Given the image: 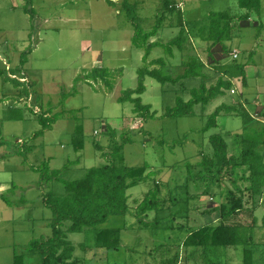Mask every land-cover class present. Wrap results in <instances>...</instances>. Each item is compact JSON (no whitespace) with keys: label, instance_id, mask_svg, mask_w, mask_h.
<instances>
[{"label":"rangeland","instance_id":"rangeland-1","mask_svg":"<svg viewBox=\"0 0 264 264\" xmlns=\"http://www.w3.org/2000/svg\"><path fill=\"white\" fill-rule=\"evenodd\" d=\"M113 1L114 5L109 0H0V70L3 71L0 75V134L4 140L0 144V194L17 184L11 196L18 199L25 195L30 200L27 205L18 207L9 206L0 197V264H13L15 253L20 254L31 239L52 232L48 225L52 212L43 204L42 190L38 187L39 173L30 165H38L45 159L53 169L69 164L60 176L67 180L80 179L90 167L105 162L102 151L111 152L113 146L120 143L122 134L128 132L133 140L114 155L115 161L129 166L148 164L145 173L157 171L149 180H142L129 189L130 208L136 212V202L144 197L151 184L156 185L157 180L166 184L172 178L181 182L186 175L185 163L197 162L201 151H213L211 134L221 133L232 142L234 132L244 130L246 124L247 127L255 124L247 122L244 116L220 115L217 126L202 131L207 113H203L201 104L195 105L194 116L167 117L165 109L175 104L176 96L188 99L190 89L201 80L189 77L183 85L181 82L164 85L150 76L145 80L146 91L142 98L152 105L156 116L143 122L133 111L132 102L118 100L123 90L137 87V70L144 64V49L132 43L133 26L123 12V0ZM130 1L136 4L145 28H152L165 14L163 26L151 41L166 43L185 28L189 38L186 50L175 48V55L168 56L163 47L155 46L149 57L151 60L166 58L175 75L183 70L182 62L190 56L198 54L206 59V44L201 42L200 28L207 22V14L221 10L242 13L237 0ZM24 6L35 9L34 21L24 11ZM247 21L236 18L234 39L229 41L230 51L225 61L218 68L205 67L208 84L216 82L224 68L232 67L233 89L236 90L234 94L233 89L226 91V95L215 99L206 112H212L219 101L237 104L235 99H238L248 113L254 115L258 110L262 117L254 115L252 119L261 118L262 121H255L261 127L264 125V0L261 12H253L250 22ZM203 32L206 34V29ZM24 52L28 61L22 65ZM237 62L244 63L241 71L235 67ZM96 66L112 70V89L102 80L95 81L93 87L84 79ZM78 76L82 79L77 81ZM64 92L69 93L66 99H63ZM256 100L262 103L257 110ZM48 109L63 115L43 135L34 136L41 128L38 119ZM240 175L242 172L234 177ZM222 183L225 189L237 191L228 177ZM237 184L247 188L249 182L240 180ZM47 189L65 193V186L59 180L50 182ZM219 189L222 192L221 186ZM219 189L214 186L208 193L203 188L199 190L202 197L192 200V212L189 209L194 219L192 225L220 222L221 211L210 210L212 205L221 204V195H216ZM236 194H243L244 202L249 200L241 211L243 221L252 223L253 217L257 218L252 259L254 264H264V189L256 197V203L251 202L246 190ZM175 210L177 208L171 212ZM166 215L164 211L160 218L163 220ZM155 216L152 212L146 219L153 220ZM178 219L179 223H185ZM167 220L170 219L163 221ZM103 226L121 228L123 245L119 249H83L81 243L87 240V232H70L68 221L64 226L68 238L76 245L75 254L85 264H206L201 249L196 251L194 245L184 244L192 229L188 225L182 229L158 230L139 227L137 218L129 213L113 214ZM160 245L164 246L158 248ZM209 258L216 264H244L246 255L243 248L228 247L209 254ZM25 261L35 264L40 256L26 255Z\"/></svg>","mask_w":264,"mask_h":264},{"label":"trees","instance_id":"trees-1","mask_svg":"<svg viewBox=\"0 0 264 264\" xmlns=\"http://www.w3.org/2000/svg\"><path fill=\"white\" fill-rule=\"evenodd\" d=\"M237 2L242 13L221 10L211 11L207 14V22L200 28L201 42L206 44L204 47L206 59L203 60L198 54L190 56L188 60L182 62L183 70L175 75L166 58L158 57L151 60L149 57L155 46L163 47L168 56L175 55V48L181 51L186 50V42L189 38L185 28L183 27L175 38L166 43L151 41L150 38L155 37L163 26L165 14L157 19L152 28H145L140 21L136 4L130 0H123V12L133 26L132 43L134 46L144 49V64L137 70V87L123 90L118 100L132 102L134 104L133 111L144 122L156 116L152 105L145 103L142 98V93L146 91L147 76L155 78L164 85L170 82H181L183 85L186 78L199 77L201 82L198 86L190 89V97L185 99L177 95L175 104L166 107L165 116L173 118L194 116L196 115L195 105L201 104L203 113H207V121L202 131L217 126L220 115L243 116V103L238 99H235L238 101L237 104L224 100L216 105L212 112H206L207 107L215 99L226 95V91L233 89L232 76L234 72H232L233 69L231 70L232 67H226L220 71L221 74L216 82L208 84L205 67L215 65L218 68V65L225 61V55L230 51L229 41L234 39L233 31L236 29V18L250 22L252 13H260L262 9V0H237ZM109 3L115 4L113 0H109ZM180 5L182 6V4ZM24 11L30 14L31 20L34 21L35 9L24 6ZM205 29L206 34L203 32ZM26 53L24 52L21 57L22 65L28 61ZM253 57L254 50L251 52L250 58ZM235 67L241 71L244 68V63L237 62ZM118 71L119 74L122 73V70ZM2 74L3 71L0 70V75ZM112 76L113 72L109 67L96 66L85 74L84 79L93 87L95 81L102 80L108 88L112 89L114 86ZM79 79L82 77L76 78L77 81ZM68 95L69 93L64 92L63 99H66ZM62 115L63 113L60 112L53 113L52 109L46 110L38 119L41 128L35 132L34 136L43 135ZM262 115L264 116V113ZM232 135L233 140L229 142L221 133L211 134L209 140L213 151H201V158L197 162L185 163L183 171L186 175L181 182L172 178L166 184L159 180L156 185L151 184L144 197L136 202V212L130 208L129 189L142 180H149L157 171L145 173L149 167L148 164L129 166L115 161L114 155L120 153L127 142L133 140L128 132L122 134L120 143L115 144L111 152L102 151V156L106 159L105 162L90 167L85 176L80 179L67 180L60 176L69 164L53 169L50 166V161L45 159L38 165H30L32 170L39 173L38 187L42 190V201L52 212L48 223L52 232L50 235L31 239L20 254L15 253L13 264H26V255L35 254L40 256V261L35 264H85L84 260L75 254L76 245L65 232L66 222L68 221L70 232H87V240L81 243L83 249L110 251L119 249L123 245L122 230L121 228L105 227L103 224L113 214L127 215L129 213L137 218L139 227L158 230L182 229L188 225L192 229L188 231L189 234H187L184 244L187 247L194 245L196 251L201 249V257L205 259L206 264H216L209 258V254H216L228 247L243 248L246 255L244 264H254L252 254L256 245L254 226L257 223V218L253 217L252 223L243 221L241 211L249 200L244 202L243 194L236 193L237 191L245 193L246 190L252 203H256V197L262 194L264 189V151L262 148L264 147V125L260 127L255 123L254 126H246L244 130L234 132ZM3 142L0 134V144ZM31 148L28 147L29 150ZM98 148L101 147L98 146ZM23 152L20 151L21 154H24ZM174 169L176 168L174 167ZM239 172H242V175L239 178L234 177ZM226 177L233 181L237 191L224 188L222 182ZM239 179L249 182L247 188L238 186ZM54 180L63 183L65 193L58 194L52 189H47L48 184ZM214 186L218 189L221 186L222 192L221 189L216 190L218 193L216 195H221L222 201L219 207L212 205L210 210L219 209L221 220L217 224H199L198 227H195L191 224V221L194 220L193 216H190L192 214L190 211L192 212L193 209L192 200L202 197L199 195L201 188L204 192L206 191L205 193H208ZM17 188V184H13L6 192L0 194L1 199L9 206L20 207L30 203L25 195L18 199L11 196ZM173 208H177V210L172 213ZM168 209L170 211H167ZM164 211L165 215L168 213L169 216L167 214L163 220L166 218L170 220L163 221L160 218ZM152 212L156 213L155 218L147 220L146 217ZM179 217L185 223H179ZM89 241L93 244L89 245ZM161 246L164 245H160L158 248Z\"/></svg>","mask_w":264,"mask_h":264},{"label":"crops","instance_id":"crops-1","mask_svg":"<svg viewBox=\"0 0 264 264\" xmlns=\"http://www.w3.org/2000/svg\"><path fill=\"white\" fill-rule=\"evenodd\" d=\"M168 24V23H167ZM158 35V34H157ZM172 67V66H171ZM222 102V101H221ZM220 101L218 102V104L219 103H221ZM256 102H257V107H256V110L259 108V107H261L262 106V103L261 102H258V100H256ZM230 103H234V102H230ZM217 104V105H218ZM216 106V105H215ZM214 106V107H215ZM243 109H244V118H246L247 120V122H249V123H258V121H262V119L261 118H259V119H257L258 121H256V120H253L252 118H253V116L254 115H256V116H259V117H262V116H260L259 115V113H258V110L256 111V113L253 115V114H251V113H248L247 112V108H246V106L243 104ZM252 112V111H251ZM256 121V122H255ZM246 124V123H245ZM248 124H246V126H247Z\"/></svg>","mask_w":264,"mask_h":264},{"label":"built area","instance_id":"built-area-1","mask_svg":"<svg viewBox=\"0 0 264 264\" xmlns=\"http://www.w3.org/2000/svg\"><path fill=\"white\" fill-rule=\"evenodd\" d=\"M232 91L234 92V89Z\"/></svg>","mask_w":264,"mask_h":264}]
</instances>
